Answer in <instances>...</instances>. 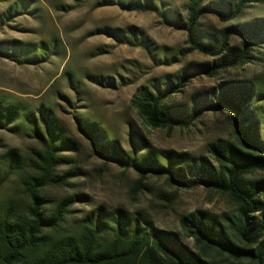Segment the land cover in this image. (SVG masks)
<instances>
[{
	"label": "rangeland",
	"instance_id": "1",
	"mask_svg": "<svg viewBox=\"0 0 264 264\" xmlns=\"http://www.w3.org/2000/svg\"><path fill=\"white\" fill-rule=\"evenodd\" d=\"M15 1L0 0V16ZM30 1L32 5L25 14L7 20L3 17L0 42L43 44L50 51L45 61L37 64L0 55V99L31 110L43 105L62 128L64 137L74 143L72 151L60 152L72 158L73 163L60 167L58 172L74 169L78 176L68 187H49L44 192L52 205L70 195L77 197L66 223L73 225L99 215L102 235L108 239L119 232L118 214L122 212L124 235L131 234L136 226L148 233H173L178 242L196 251L194 240L180 229L181 216L206 210L236 222V207L225 195L201 187L179 189L170 186L165 177L151 174L146 175L142 186L136 183L138 167L143 168L149 158L167 167L163 152H173L184 159L181 167L190 165L193 169L200 158L214 164L207 152L209 143L232 139L230 114L226 111H204L190 127L168 131L145 127L131 105L139 88H164L174 84L190 63L209 64L217 57L190 51L187 33L156 13L123 10L120 2L128 0ZM150 1L168 18L187 22L191 0ZM213 1L219 0H205L204 5ZM223 1L232 8L237 0ZM248 21H264V0H252L235 21L221 22L215 15L207 14L200 19L197 33L204 42L219 44L224 29ZM105 28L120 29L124 34L133 29L136 35L154 44V51L148 53L120 43L106 34ZM228 46L242 48L241 38L232 37ZM251 56L249 63L223 70L213 78L196 75L169 103L189 109L192 98L198 102L212 98L221 84L250 82L260 94L257 106L263 122L264 41ZM80 125L93 138L80 131ZM43 138L47 139L45 135ZM130 138L143 144L135 142L132 146ZM0 141V212L9 204L24 212L28 200L23 186L31 172L32 151L40 149V142L32 133H13L6 128H0ZM58 144L56 141L55 146ZM92 144L102 149L106 146L108 155L96 152ZM119 158L122 162L117 161ZM263 175L255 173L251 177ZM206 257L212 264H257L234 261L215 252H208Z\"/></svg>",
	"mask_w": 264,
	"mask_h": 264
},
{
	"label": "trees",
	"instance_id": "2",
	"mask_svg": "<svg viewBox=\"0 0 264 264\" xmlns=\"http://www.w3.org/2000/svg\"><path fill=\"white\" fill-rule=\"evenodd\" d=\"M251 1L237 0L231 8L223 0L207 5H204L205 0H191L185 23L168 18L150 0L120 2L123 10L156 13L168 24L187 33L186 44L190 51L217 57L209 64L190 63L174 84H166L164 88L155 85L139 88L131 105L145 127L168 131L184 129L197 121L204 111L223 110L230 114L232 135V139H216L208 144L207 152L214 164L200 158L193 169L190 165L181 167L184 163L181 155L163 152L167 167L149 158L143 168L138 167L136 183L142 186L146 175L151 174L165 177L170 186L179 189L201 187L225 195L236 207V222L206 210L181 216L180 229L194 240L196 251L178 242L173 233L156 230L148 233L136 226L131 234L124 235L126 223L122 212L118 214L123 220L119 222V232L108 239L102 235L99 215L67 224L69 210L77 197L70 195L52 205L44 192L49 187H68L78 176L74 169L58 172L60 167L73 163L72 158L60 152L72 151L74 143L64 137L62 128L43 105L31 110L20 103L0 99V128L13 133H32L40 142V149L32 151L31 172L23 186L28 200L26 210L18 212L9 204L0 212V264H212L206 257L208 252L234 261L264 264V175L251 177L255 173L264 174V120L262 122L258 114L259 91L250 82L224 83L213 92L212 98L201 102L192 98L189 109L169 103L171 97L180 93L196 75L213 78L223 70L251 61L255 47L264 41V21H248L224 29L219 44L204 42L197 33L198 23L205 15L213 14L221 22L235 21ZM31 3L30 0H16L1 14L0 22L25 14ZM104 30L120 43L143 48L148 53L154 51V44L136 35L133 29L127 34L120 29ZM236 35L242 40V48L229 49L228 42ZM49 51L43 44L0 42V55L29 64L44 62ZM79 129L93 138L86 127L80 125ZM135 142L143 144L130 138L132 146ZM92 145L96 152L108 155L106 146L102 149L97 144ZM117 161L122 162V159Z\"/></svg>",
	"mask_w": 264,
	"mask_h": 264
}]
</instances>
